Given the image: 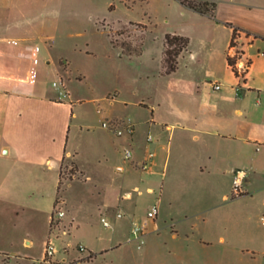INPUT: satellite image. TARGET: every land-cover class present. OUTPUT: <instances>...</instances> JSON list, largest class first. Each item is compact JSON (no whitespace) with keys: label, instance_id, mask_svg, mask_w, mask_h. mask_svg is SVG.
<instances>
[{"label":"crops","instance_id":"0c3cea01","mask_svg":"<svg viewBox=\"0 0 264 264\" xmlns=\"http://www.w3.org/2000/svg\"><path fill=\"white\" fill-rule=\"evenodd\" d=\"M170 1L179 4L189 25L169 33L189 37L190 44L177 70L164 74V40L158 75L166 80L169 113L157 116L154 107L140 103L155 114L146 138L126 117L107 119L134 127L122 135L134 156L124 170L121 198L142 194V186L153 194L158 184V216L142 225L157 238L169 228L171 264H264V0H210L217 3L213 18ZM27 9L25 1L0 0V264L29 258L18 250L22 212H40L50 232L64 159L73 157L86 174L80 137L96 129L105 138L114 135L82 113L85 100L73 93V77L61 74L60 57L49 58ZM237 51L239 74L229 63ZM56 81L63 82L66 96L59 95ZM150 151L154 157L145 170ZM242 169L249 171L246 194L232 198L233 178ZM219 182L220 199L201 203ZM100 190L108 192L103 185ZM183 200L195 202L193 210L176 211ZM32 243L24 238L27 248ZM105 252L89 250L88 264Z\"/></svg>","mask_w":264,"mask_h":264},{"label":"rangeland","instance_id":"374dc122","mask_svg":"<svg viewBox=\"0 0 264 264\" xmlns=\"http://www.w3.org/2000/svg\"><path fill=\"white\" fill-rule=\"evenodd\" d=\"M22 1L33 18L32 32L43 37L49 58L60 57L61 74L73 77L72 91L85 100L80 109L90 124L101 126L109 115L118 114L136 123L139 135L146 138L148 123L155 114L140 103L154 107L157 116L169 113L164 106L166 80L158 75L159 58L166 34L189 25L179 4L170 0ZM141 46L143 56L139 58L122 55L129 49L135 53ZM102 134L96 129L79 139V160L85 176L73 157L63 161L53 211L54 216L57 206L66 211L60 230L51 228L49 232L40 212H22L18 250L21 256L29 254V258L18 264H88L89 250L107 251L92 264H171L165 245L172 241L171 236L166 238L169 228L158 238L156 233L147 232L141 240H132L130 234L133 223L142 225L156 204L158 184L153 194L142 186V194L133 191L132 198H121L120 185L127 173L117 167L127 169L130 165L123 157L129 144L126 135L105 138ZM101 185L107 194L101 192ZM223 188V182L212 186L201 203L219 200ZM103 202L109 207H103ZM178 204L176 211L183 207L193 210L195 202L183 200ZM119 211L126 216L117 218ZM102 217L110 220V227L104 226ZM52 234L54 239L59 237L57 252L46 255L44 241H49ZM24 238L33 241L30 248ZM116 244L121 245L113 249ZM80 245L87 251L82 252Z\"/></svg>","mask_w":264,"mask_h":264},{"label":"built area","instance_id":"2783aa9c","mask_svg":"<svg viewBox=\"0 0 264 264\" xmlns=\"http://www.w3.org/2000/svg\"><path fill=\"white\" fill-rule=\"evenodd\" d=\"M236 47V45H235ZM239 56L240 53H235L234 56ZM234 68L236 67L233 66ZM59 92V95L64 97L66 96V90L64 87V84L62 81H56L53 84ZM214 88L216 90H220L222 88V85L220 83H215L214 84ZM102 127L105 128L106 130L110 131L111 133H113L116 136H122L124 134L125 131H127L129 134L134 132V127L132 125H127L122 127L120 125V123L118 121L115 120H105L102 123ZM148 143H152L153 142V138L151 136L148 137ZM134 153L133 150L130 147H126L124 150V160L125 161H129L131 162L133 159ZM154 157V153L152 151L149 152V158L143 163L142 167L143 169H148L150 166V160ZM118 171H124L125 167L123 165H119L117 167ZM249 176V171L247 169H242L240 171H238L232 181V191H231V195L232 198H239L242 197L243 195L246 194V190H245V181ZM151 192H154V190H151ZM126 198H131L132 197V193H126L125 194ZM158 206L154 205L151 207V209H149L148 211V215L147 217L151 220H156L157 216H158ZM66 215V211L64 210L63 207H56V212H55V216H52V222H51V228H54L55 230H60V223L61 220L65 217ZM117 218H124L126 216V214L123 211H119L117 213ZM102 222L104 224L105 227H110L111 226V222L107 217H102ZM64 233H68L66 231H64ZM147 233V229L146 227H144L143 225H140L137 222H134L132 227H131V239L132 240H141ZM53 237V238H52ZM52 237H50L46 247H45V254H49V255H54L57 252L56 249V240L59 239L58 236L55 237L54 239V234H52ZM80 250L82 252H86L87 249L85 246L80 245Z\"/></svg>","mask_w":264,"mask_h":264},{"label":"trees","instance_id":"16d2710c","mask_svg":"<svg viewBox=\"0 0 264 264\" xmlns=\"http://www.w3.org/2000/svg\"><path fill=\"white\" fill-rule=\"evenodd\" d=\"M180 3L187 7L190 8L196 12H199L204 15H209L210 17H214L215 11L217 8V3L215 1H210V0H179ZM231 26V24H229ZM146 27H144L145 29ZM236 32L237 28L234 29V35H233V40L231 43V47H234L236 44L234 43V40L236 38ZM190 44V38L181 36L178 34H171L168 33L165 36V50H164V55H163V68H164V74H171L175 72L178 68V59L182 52L188 48ZM142 48L135 53H132V50L129 49L128 52H122V55H126L128 57H133V56H140L143 53V46ZM237 53H239L237 51ZM238 59V56L236 55L235 57H229V63L232 66H235L236 61ZM236 74H239L238 69L235 67L234 68ZM61 184V181H60ZM60 184L58 187V191L60 189ZM93 254H91L92 256ZM47 261V260H44Z\"/></svg>","mask_w":264,"mask_h":264}]
</instances>
